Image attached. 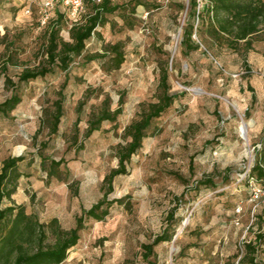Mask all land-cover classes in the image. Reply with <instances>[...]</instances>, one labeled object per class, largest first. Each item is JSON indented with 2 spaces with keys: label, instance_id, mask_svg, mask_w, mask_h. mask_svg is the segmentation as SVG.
<instances>
[{
  "label": "rangeland",
  "instance_id": "1",
  "mask_svg": "<svg viewBox=\"0 0 264 264\" xmlns=\"http://www.w3.org/2000/svg\"><path fill=\"white\" fill-rule=\"evenodd\" d=\"M45 1L0 0V102L16 90L23 98L10 115L0 117V166L10 156H25L13 202L25 205L46 231L43 242L38 232L30 237L28 232L20 243L29 251L48 247L55 242L53 218L70 229L84 208L102 198H122L104 220L86 222L61 264H146L143 244L170 223H178L177 233L156 248L158 264H240L245 242L264 232L263 186L246 177L264 138V29L251 49L241 42L235 50L203 27L193 37L201 48L186 54L181 42L191 0H142L135 14L130 7L108 15L84 54L121 42L126 60L120 69L108 71L101 61L85 62L84 56L68 72L56 68L20 83L25 69L46 62L43 20L55 10H46ZM57 2L65 13L61 36L71 41L76 16L62 0L54 6ZM89 12L87 6L79 21L85 22ZM162 64L169 66L171 91L183 95L155 120L129 173L117 176L110 190L105 178L119 166L127 126L157 100ZM107 95L113 109L124 100L123 113L86 137L89 120ZM63 97L64 117L52 134L49 116ZM62 159L52 177L51 161ZM206 177L217 186L196 189ZM259 260L264 261V244Z\"/></svg>",
  "mask_w": 264,
  "mask_h": 264
},
{
  "label": "trees",
  "instance_id": "2",
  "mask_svg": "<svg viewBox=\"0 0 264 264\" xmlns=\"http://www.w3.org/2000/svg\"><path fill=\"white\" fill-rule=\"evenodd\" d=\"M201 1L191 0L190 18L181 42L186 54L201 48V45L193 37L196 30L197 33L202 32L203 27H207L209 37L222 44L227 42V45L235 50H240L241 42L245 43L246 49L253 47L255 36L264 29V0H204L202 8ZM121 3H115L113 0H102L101 2L84 0V9L77 14L76 23L71 28L72 40L67 41L61 36L65 13L58 9L59 3L57 2L53 7L55 16L46 22V62L42 66L25 69L20 74L19 82L24 83L45 77L56 68L68 72L77 59L85 56L88 42L97 34V28L107 23L108 15L119 9H129L130 7L131 13L135 14L137 7L142 4V0H122ZM87 6L90 7V12L85 22H80L79 17L86 13ZM68 14H70L69 9ZM85 57V62L101 61L108 71L120 69L126 60L124 46L121 42L107 44L103 52ZM8 64L9 62H6L3 65L4 73L8 70ZM6 82L14 85L9 76L6 77ZM171 90L169 66L162 64L157 100L148 103L140 116L127 126L125 135L128 142L118 148L119 166L105 178V182L109 183L110 190L114 188L113 181L117 176L129 173L132 157L140 151L145 138L152 133L155 120L160 118L183 95L182 93H173ZM22 100L21 94L16 90L11 96L1 101L0 117L10 115ZM254 100H256L255 94L253 95ZM123 101L122 99L120 105L113 109L112 98L107 95L99 110L94 112L90 118L86 137L99 130L103 123L116 122L123 113ZM83 103L81 102V104ZM247 116H250V112H247ZM63 117L64 97L55 101V109L49 116V127L52 134L58 132ZM24 160L25 156L23 155L10 156L0 166V264H61L68 258L70 249L78 244L81 237L80 232L86 227V222L90 219L104 220L110 214L112 207L116 203L122 204L124 199H100L90 208H84L77 216L75 226L70 229L63 228L59 219L53 218L50 227L55 236V242L48 247L40 245L36 250L29 251L20 243V240L28 232L30 233L28 237L38 232L40 242H43L46 238V231L43 226L40 229L41 226L33 216L27 213L25 205L13 202L19 180L23 176L20 164ZM64 162L63 159L52 160L49 174L52 177L58 175ZM246 177L249 181L258 182L264 189V138L253 169ZM226 180H229V176H226ZM198 183L199 185L195 186L196 189L200 186H217L210 177L200 179ZM6 200L13 203L5 205ZM261 200L264 201V198ZM169 219L174 220V213H171ZM176 224H168L162 232L154 236L153 240L143 244L142 254L146 264H158L156 248L161 243L171 242L175 239L178 227ZM263 244L264 232H258L254 239L245 242L244 253L239 263L264 264V261L259 260Z\"/></svg>",
  "mask_w": 264,
  "mask_h": 264
},
{
  "label": "built area",
  "instance_id": "3",
  "mask_svg": "<svg viewBox=\"0 0 264 264\" xmlns=\"http://www.w3.org/2000/svg\"><path fill=\"white\" fill-rule=\"evenodd\" d=\"M95 2H101L102 0H93ZM55 0H46L44 6L45 9H51L54 7ZM62 3L66 5L69 8L70 13L73 16H77V14L84 9V0H62ZM50 18L49 14H46V17L43 20V23L45 24L48 19ZM261 191V190H260ZM262 195L264 196V189L262 191Z\"/></svg>",
  "mask_w": 264,
  "mask_h": 264
},
{
  "label": "bare ground",
  "instance_id": "4",
  "mask_svg": "<svg viewBox=\"0 0 264 264\" xmlns=\"http://www.w3.org/2000/svg\"><path fill=\"white\" fill-rule=\"evenodd\" d=\"M242 133H243V135H244L245 137H247V127H246V125L243 126V128H242Z\"/></svg>",
  "mask_w": 264,
  "mask_h": 264
}]
</instances>
